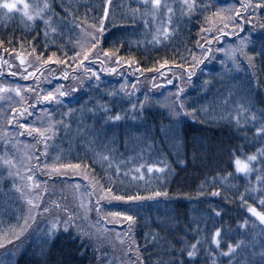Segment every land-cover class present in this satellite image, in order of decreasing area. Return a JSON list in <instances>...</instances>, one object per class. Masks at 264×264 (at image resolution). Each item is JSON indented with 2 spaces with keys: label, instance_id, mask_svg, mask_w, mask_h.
<instances>
[{
  "label": "trees",
  "instance_id": "1",
  "mask_svg": "<svg viewBox=\"0 0 264 264\" xmlns=\"http://www.w3.org/2000/svg\"><path fill=\"white\" fill-rule=\"evenodd\" d=\"M236 1L204 0L211 5L208 10L197 7L188 13L182 0H161L173 12L162 9L153 18L146 14L143 0H47L49 25L0 9V52L28 56L39 71L29 83L34 92L29 97L24 92L28 83L6 75L13 69L3 65L4 58L0 64V85L20 89V96L15 91L0 93V239L5 241L0 264H264V226L248 211V205L264 211V184L256 181L264 156L252 162L255 169L247 178L235 173L233 163L237 156L246 160L264 149V137H258L254 127L264 124V9H256L251 23H243V32L236 29L239 35L256 38L242 55L236 51L239 41L232 23L220 18L240 8L232 5ZM43 2L35 0V5ZM201 2L196 0L197 5ZM218 9L223 11L214 15ZM252 13L251 7L241 8L243 16ZM164 27L169 28L166 36ZM92 35L99 41L95 48L87 59L77 57ZM192 54L202 62L189 80L185 69L191 66ZM130 65L144 74L129 77ZM57 86L64 96L58 97ZM49 91L53 100L38 99ZM241 103L246 111H241L237 125L233 117ZM117 114L119 120L110 118ZM21 123L42 129L51 124L53 131L45 133L50 137L45 141L36 132L29 135ZM27 148L31 160L25 164L27 153L23 159L19 156ZM4 160L14 166L21 161L18 172L23 176V169L26 175L20 182L14 166ZM55 163L80 167L49 176L51 167L43 166ZM227 173L233 175L222 182ZM28 175L40 189L45 183L47 190L26 188ZM64 180L82 189L90 207L85 220L101 228L99 240L84 232L49 231L39 224L41 217L35 223L28 219L25 227L31 207L27 200L38 193L41 211L65 208L63 198L71 197L62 186ZM249 185L257 190L246 192ZM100 187L110 188L112 195L144 199L112 200ZM214 188L218 196L210 194ZM154 192L162 195L152 196ZM111 212L134 219L112 217ZM216 228L221 229L219 248L210 242ZM105 230L120 236L114 248L101 243ZM197 240L196 256L190 259L182 249ZM229 244L234 248L225 256Z\"/></svg>",
  "mask_w": 264,
  "mask_h": 264
},
{
  "label": "snow or ice",
  "instance_id": "2",
  "mask_svg": "<svg viewBox=\"0 0 264 264\" xmlns=\"http://www.w3.org/2000/svg\"><path fill=\"white\" fill-rule=\"evenodd\" d=\"M18 5H22V9L18 6ZM182 6L183 9L186 10L188 13H191L194 9H196L197 7H202L204 10H208L211 5L207 2H204V0H202L200 5H197L196 0H182ZM143 7L146 10V14H150L153 18H155L157 16V14L162 10V9H167L168 13H172L173 9L171 7H169L166 3L162 5L161 0H143ZM251 7L253 9V13L249 14L247 16H243L241 14V8L244 9L245 11H247V9ZM0 9L3 10H7V13H12L14 11L17 12H21L22 11V15L23 17H25L27 19V21H34L36 18H40L44 21L45 25H49V19L50 18H45L46 15V11L49 9V4L47 3V0H44V2L42 4H37L33 7V10L30 11V5L28 3H25L24 0H0ZM256 9H264V0H258V2L253 3L252 0H248L247 3L244 2V0H241V6L240 8H236V9H230L229 13L227 16L225 17H220L223 20H228L232 23V27H233V34L237 35V40L239 41V46L238 48H236V51H239L242 55H246L245 53V49L248 47L249 43H253L256 38L253 37L250 33L249 34H245V35H239L238 32H236V29H239L240 32H243V23L246 21L248 23H251L252 21V15L255 13ZM223 11L221 9L217 10V13H215L214 15L219 16V13ZM104 13L105 16L108 13V8H107V4H105V8H104ZM170 20V17H169ZM229 25L225 24L224 27L227 28ZM77 27H79V25H77ZM93 27L95 28L96 26L93 25ZM104 27V19L100 18L99 19V31L102 32ZM261 27H264V25H261ZM52 31H55V29L53 28ZM201 31H205V29H201ZM221 34L223 33V30L221 29ZM169 32V28L168 27H164L163 28V34H165V36L167 35V33ZM47 34V33H46ZM91 35V34H90ZM155 39V37H154ZM99 41L97 40L96 35H92V40L88 43L87 46L82 45L81 46V51L76 53L77 57L83 56L84 59L88 58L89 52L91 51L92 48H95L96 43H98ZM159 42V41H157ZM3 41H0V46L3 45ZM260 43H261V54L264 55V38H260ZM198 47L203 48L202 45L199 44L198 42ZM5 51H7V49H5ZM34 51V49H33ZM208 51H211V49H208ZM105 56H108L109 53L105 52L104 53ZM17 58L20 59V63L21 65L24 64V59L21 58L19 56V54L17 55ZM52 57H49L48 60L43 61V63H48L49 60H51ZM119 59V58H118ZM249 63L251 64L252 62V57H248ZM61 61H57V63H60ZM201 59L198 58L197 56H195L194 54H192V63L190 68L185 69L188 72V78L189 80L191 79V77L195 74V69L197 67V65L199 63H201ZM5 63H8L7 61H5ZM103 63V62H102ZM168 61L165 60L164 64H167ZM163 66V65H162ZM112 71H115V69H111ZM147 71H152L153 69H146ZM85 71H91L90 69L86 68ZM10 75H16V73H10ZM31 75V73H29V76ZM92 75H96L94 72L92 73ZM29 76H24V79H28ZM64 76L67 77L68 73L65 72ZM98 79V77H97ZM169 83H171V81H169ZM61 86H57V92H58V97L59 96H64L65 92L60 90ZM6 90L8 91H15L17 96H20V89L16 88V89H11L8 88L6 89L3 85H0V93L5 92ZM182 91V89H178L177 91V98L179 99V92ZM58 97H56V99L58 100ZM23 99V98H21ZM38 99H42V100H46V101H51L54 99V94L53 92L49 91L46 95L40 96L38 97ZM227 103V100L225 101ZM134 107V106H133ZM183 103L181 102L179 105V109L183 110ZM244 110V105L243 103L237 105V112H236V116L233 117L236 120L237 125L240 124V114L241 111ZM12 111L15 113L17 111L16 108H13ZM113 120H119L121 117L119 114L110 117ZM252 120H255L256 117L253 114L251 116ZM9 123H11V120H9ZM20 128H28L29 129V135L32 134V132H36L38 133V135L45 141H47L50 137L45 135V133L48 132H52V125L49 124V126L47 128H32L29 125H25L23 123L19 124ZM255 127V132L256 135L258 137H264V124H261L260 126H256ZM54 134V133H53ZM47 145H45V149H46ZM42 154H46V152H42ZM258 156H264V149H258L256 154H249L245 159H241L240 157H235L234 158V166H235V173L237 174H243L245 176V178L248 177V175L255 169V165L252 164V162L257 161L258 160ZM37 161H39V157H36ZM104 159H107V157H104ZM5 164H9L11 165L12 162L10 160H5L4 161ZM261 168H260V172L261 174H258L256 176V181L259 184H264V159H261L259 161ZM14 166V165H12ZM37 167H40L39 164H37ZM44 168H49L51 167V170L47 173L49 176H51L53 173L56 174H67V173H61V169H78L80 167V165L78 164H71V163H55L52 166L49 165H44ZM153 170L152 166L148 167V171L151 172ZM157 171H162L161 168H157ZM232 173H227V175H225L224 177L221 178V181L224 182L228 179L229 176H232ZM142 178V176L140 177ZM27 181L29 182L28 185H26V187H28L29 189L31 188H38L40 189V185L37 184L34 180H33V176L32 175H28L26 177ZM77 187H79L77 185ZM18 192H21L20 188L16 189ZM46 188L40 189L41 192L46 191ZM256 191L257 189L254 187H250L246 186L245 191ZM100 191L101 193L107 191L108 192V197L112 200H128V201H132V200H140V199H144V197L139 196V195H112L111 193V189H104L103 187H100ZM262 195L260 198V203L261 205H264V188L260 189ZM212 196H218L220 194L219 189L218 188H214L212 190V192L210 193ZM21 195L23 196V192H21ZM152 196H159L162 195V193L160 192H154L151 194ZM106 197L104 195L100 196V199H105ZM151 198V197H149ZM35 201H39L41 199L40 194L38 193L37 196L34 198ZM34 199H28L27 203L31 206L32 209H35L36 207H38V204L34 202ZM240 199L242 203H245L246 201L244 200V195L241 194L240 195ZM56 207L58 208L59 205H56ZM49 209L48 208H44V211L47 212ZM31 211V209H30ZM215 212L216 216L220 215V212L218 210H213ZM248 211L252 213L253 216H255L261 224H264V211H257L254 207H252L251 205H248ZM110 216L112 217H118V216H122L123 215V219L127 220V221H132L134 218L131 215H124L120 212H111L109 213ZM33 217L29 216L28 218H26L25 220V227L27 226V222L28 219H32ZM246 223V222H245ZM76 225L73 222V218L71 216H69L63 224V229L65 232H67L69 230L70 227H75ZM58 227L57 223H53L52 224V230L56 229ZM131 227V225H130ZM21 231H23V227L21 228ZM51 231V230H50ZM220 236H221V229L220 228H216L214 233L211 234V238H210V242L211 244H214L217 246V248H219L220 246ZM4 240L0 239V247H3L4 244ZM10 242V241H9ZM200 243L199 240H197L195 243H191L187 248L182 249V251L186 252L187 257H189L190 259L196 256V252H197V245ZM234 246L232 244L228 245V250L226 252H223L222 254L227 256L229 255V253H231L233 251ZM139 264H143L142 260H139ZM169 264H176V262L173 260L171 262H169Z\"/></svg>",
  "mask_w": 264,
  "mask_h": 264
},
{
  "label": "rangeland",
  "instance_id": "3",
  "mask_svg": "<svg viewBox=\"0 0 264 264\" xmlns=\"http://www.w3.org/2000/svg\"><path fill=\"white\" fill-rule=\"evenodd\" d=\"M222 1H228V0H222ZM25 3H28L30 5V11L33 10V7L35 5V0H24ZM245 3L248 2V0H244ZM231 3L228 2L227 5ZM232 5H241V0H237L236 2H234ZM21 9H22V5H18ZM22 14V11L20 12ZM19 56L21 58L24 59V64L21 65L20 63V59L17 58V55L15 54L14 56H4V52L1 51L0 52V64H1V60L3 59V65L5 67L10 66V68H12L13 70L10 72H7L6 75L10 76V73H16L17 78L21 81H23L24 83H28L24 85V92L31 97L32 95H34V92L32 91V86L29 83L31 82V79H34V75H36L37 72H39L38 70L35 71V69L32 68V63L31 61H34L33 59H30L28 56H23V54H19ZM5 61H7L8 63H5ZM29 73H31V75L29 76ZM144 74V71H142L141 69L137 68L136 65H130L129 66V77L131 78H136L138 76H141ZM161 74H163V71L161 72ZM24 76H29L28 79H24ZM58 78H60V76H58ZM49 81V84H53L52 81ZM25 125H28L25 123ZM30 126V125H29ZM36 128V126H34ZM27 130H29L28 128H26ZM27 153V154H26ZM26 154V156H25ZM25 156V161L28 160V162H25V164L29 163L31 160V155H30V150L27 148V150L19 156L23 159V157ZM5 161V160H4ZM3 161V162H4ZM20 160H16V166H14L13 169V173L14 175L19 179L18 181L20 182V179L23 178L24 175H26L25 171L23 169H21L23 171V176L21 174H19L18 170L19 168L18 165L20 164ZM7 166L9 167H13L12 165L7 164ZM22 167V166H21ZM29 182H27L28 185ZM61 182H57L55 183L56 185L59 184ZM51 184V183H50ZM43 188H48L47 185H43ZM55 186V185H54ZM62 186L65 189L66 192L70 193V197L71 199L68 197L63 198L64 204H65V208H60L58 210V212H54L51 207H49V210L47 212L45 211H41L40 210V205L38 203V201H36V203L38 204L39 208H35L32 209L31 207L28 208V217L31 216L33 217L32 219H30V221L32 220L34 223L37 221V219L39 217L40 221L38 220L39 224L44 225L42 228H47L49 231L51 230L52 232H59V231H64L63 229V224L64 221L71 216L73 218V222L76 225L75 227H70L69 230L72 231H78L79 233L84 232L87 235V238L89 239H93L94 237H100L101 235V228H99V226H95L93 225V223L88 222L85 219H89L87 217H85V215H87L88 211L90 210L89 207V201L87 200L86 196H84L82 189L79 187H77L76 184H72L69 183L68 181L64 180L62 181ZM50 187V185H49ZM24 188V187H23ZM28 188V187H26ZM32 189V188H31ZM56 191V190H54ZM31 209V211H30ZM40 210V211H39ZM257 221L260 223V221L257 219ZM57 223L58 227L54 230H52V224L53 223ZM261 224V223H260ZM264 226V224H262ZM107 229V228H106ZM99 235V236H98ZM104 242L103 245H105L106 248L108 247H112L114 248L116 241H118L120 239V236L116 233H112V234H106V230H105V236H103ZM100 238H98L99 240ZM111 248V249H112Z\"/></svg>",
  "mask_w": 264,
  "mask_h": 264
}]
</instances>
